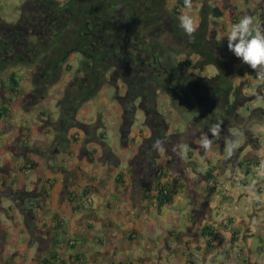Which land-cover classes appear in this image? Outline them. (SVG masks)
<instances>
[{"label": "crops", "instance_id": "0c3cea01", "mask_svg": "<svg viewBox=\"0 0 264 264\" xmlns=\"http://www.w3.org/2000/svg\"><path fill=\"white\" fill-rule=\"evenodd\" d=\"M207 1L222 11L211 26L218 39L245 14L264 24V0ZM70 57L37 101L32 65L17 57L0 62V264H38L52 249L54 264H264V240H253L256 227L264 230V135L253 124L264 125V107L248 104L264 80L230 52L227 97L211 101L216 85L202 78L217 72H197L193 78L212 88L208 98L198 102L199 87L188 101L179 93L168 103L161 93L136 105V122L123 116V89L106 83L74 103V123H62L56 112L68 108L60 100L73 88ZM111 111L117 117L108 121ZM215 124L221 131L214 137ZM204 136L213 141L209 150ZM155 179L171 196L160 211Z\"/></svg>", "mask_w": 264, "mask_h": 264}, {"label": "flooded vegetation", "instance_id": "af4514ba", "mask_svg": "<svg viewBox=\"0 0 264 264\" xmlns=\"http://www.w3.org/2000/svg\"><path fill=\"white\" fill-rule=\"evenodd\" d=\"M169 3L63 0L55 4L54 0H28L21 6L14 27L0 34V62L6 65L17 57L21 63L32 65L37 91L30 95L35 101L48 83L58 79L73 52L80 59L68 83L73 88L64 95L75 104L89 96L88 90L110 81L123 83L125 97H140L139 106L155 101L160 95L158 89L168 91L164 93L168 103L175 102L179 93L188 101L190 89L197 84L201 94H211L212 88L193 78V65H180L185 59H194L195 54L179 57L181 40Z\"/></svg>", "mask_w": 264, "mask_h": 264}, {"label": "trees", "instance_id": "16d2710c", "mask_svg": "<svg viewBox=\"0 0 264 264\" xmlns=\"http://www.w3.org/2000/svg\"><path fill=\"white\" fill-rule=\"evenodd\" d=\"M54 1H55V4L58 3L57 0H54ZM181 7H183V0H177L174 4L173 13H174L175 22H176V24H174V25L176 26L177 36L181 40L180 50L181 51L187 50L190 55L195 54V58L194 59H188L189 61L187 59H185V61H183V63H180V65H182V64L185 66L186 65L187 66L193 65V68H195V69H201L202 67L209 65V64H213V65L218 66L219 71L214 76H212L209 79L202 78V80H205L206 82H208L212 85L213 84L216 85L214 90L212 91V96L217 95V97H218L217 99H219L221 97L223 98V96L227 97V95L231 91L230 85L228 86L227 89H225L221 86L222 81L227 76L226 75L227 74L226 68L224 67L225 66V60L223 59V57H221L219 54H217V50H218L217 45L215 43H213L211 41V39L209 38V33L211 32V26L214 25V23H215L214 20L222 15V11L218 7L213 6L210 3H208L207 0L203 1V5L198 10L197 30L193 34L192 37H189L184 32V30L180 27V21H179L178 16L181 14L180 13ZM262 17H264V14L262 15ZM14 25H15L14 23H5V22L1 21V19H0V34H2V35L7 34L8 30L11 29V27H14ZM208 80H210V81H208ZM7 81L10 85V90L14 91V89L18 85V80L14 77V74L8 75ZM196 87H199V85L197 84ZM200 87H201V89H203L202 86H200ZM207 88H211V87L207 86ZM204 89L207 90L206 88H204ZM126 97L129 98L130 100H132L133 94H131V95L129 94ZM69 98L70 97L68 95H65L63 97V99L60 100V103L61 102L62 103L68 102V100L70 102ZM68 104H69V106H71L72 104L75 105L73 102H70ZM233 106H234V104H231L229 106V111H231L233 109ZM68 108H66V110L61 108L60 118H64V120H61L60 118H59V120L62 123L69 120V119H71L72 121H67V123H74L75 122V120L73 119V115L71 113H69L70 111L68 110ZM123 108H124V114L127 111L130 114V116H132V114L134 112V109L132 107L126 108V105H123ZM254 111H256V109ZM128 119H132V117H130ZM155 182L156 183L154 186L156 188V194L154 195V198L156 201V210L160 211V209L164 205L168 204L171 201V196L169 195V191H168V188L166 186V183H161L160 179H155ZM59 227H61L60 224H58L56 226V229L60 233L62 231H60V229H58ZM207 234H209V233H207ZM232 240H234V235L232 236ZM60 244L62 245L61 235L59 236L58 233H56L55 235H53V245L58 247ZM207 247H210V246L207 245ZM55 255H56V253L54 252V249H52V251L49 253V255L47 257H41L38 264H54V262H51V261L53 259H55Z\"/></svg>", "mask_w": 264, "mask_h": 264}, {"label": "rangeland", "instance_id": "374dc122", "mask_svg": "<svg viewBox=\"0 0 264 264\" xmlns=\"http://www.w3.org/2000/svg\"><path fill=\"white\" fill-rule=\"evenodd\" d=\"M26 1H28V0H0V17L2 18H0L1 19V21H3V22H5V23H14V22H16L17 20H18V18H19V15H20V9H22L21 8V6L23 7L24 6V3L26 2ZM63 0H58V2H62ZM203 1H205V0H193V7H192V9H191V15L193 16V18L196 20V22H197V14H198V10H199V8L203 5ZM174 3H175V0H171V2L168 4V8L169 9H174ZM182 10H183V7H181V9H180V13L182 12ZM195 10H197L196 12H195ZM22 11V10H21ZM167 35V34H166ZM168 36V35H167ZM209 38L211 39V41L213 42V43H215L216 45H217V48H218V50H217V54H219L221 57H223V59L225 60V68H226V75L228 76V78H230L231 77V64H232V60H228L227 59V53H230L231 51H229V49H228V46H227V40H226V38H217L215 35H214V33L211 31L210 33H209ZM166 39V38H165ZM180 45H181V43H180ZM179 47V46H178ZM179 49H180V47H179ZM178 49V50H179ZM179 57L180 58H182V57H193L192 56V54H191V56H190V54H189V52L186 50V51H181V54L179 55ZM193 58H195V56L193 57ZM70 59H71V61H70V63H71V66H72V68L73 67H76L77 66V61L80 59V56H79V54L78 53H76V52H73L72 54H71V57H70ZM7 70H9V69H6L5 71H4V73H7ZM14 70L17 72H19V67H14ZM194 72H195V74L197 73V72H199L200 74H207V73H210V74H212V73H216V72H218L219 71V67L218 66H216V65H213V64H209V65H206V66H204V67H202L201 69H192ZM8 74V73H7ZM8 76V75H7ZM7 76L5 77V79L7 78ZM225 78H227V77H225ZM224 78V79H225ZM223 80V79H222ZM112 81H110V83H111ZM222 83H227V80H223L222 81ZM222 83H221V86H224V85H222ZM114 84H116V86L117 87H119V89L121 88V89H123V91H124V86H123V83L121 84V82L120 81H117L116 83H114ZM230 86H231V84H230ZM260 90H261V88L259 89V91L258 92H260ZM57 91H59V89H57ZM165 92H168V91H163V90H160V89H158V93L159 94H161V93H165ZM262 94L261 95H255V94H253L254 95V98L253 99H250V101H248L249 103L248 104H250V105H253V107H251V109L252 110H254V109H258V108H260V107H264V91L262 90ZM104 93L106 94V92L104 91ZM91 94V93H90ZM89 94V95H90ZM256 94H258V93H256ZM124 95H126V93L124 94V92H123V96H121L120 98H121V102H122V105H126V108L127 107H132L133 109H134V112H133V114H132V116H130V114L126 111V113L123 115L124 116V118L125 119H127V118H130V117H132V119H134L136 122H138L139 120H140V114L137 112V111H135V108H136V105L139 103L138 102V98H140V97H138V96H136L135 98H133L132 97V100H130L129 98H127V97H125ZM65 96V95H64ZM64 96H62V99H63V97ZM100 96H103V95H100ZM99 96V97H100ZM159 96H161V95H159ZM208 94H206L205 93V91H204V93L201 95V99H199V101L198 102H200L202 99H204V98H208ZM173 97H175V96H173ZM172 98V97H171ZM171 98H169V99H171ZM218 97H217V95H213V96H209V99H211V101H217L216 99H217ZM99 100H101V98H99ZM113 100L111 99L110 100V102H112ZM135 101H136V104H135ZM190 101V100H189ZM162 102V101H161ZM169 103H173V102H169ZM65 104H66V107H69V104H68V102H65ZM86 104V103H85ZM166 103L165 102H163V103H159L158 104V107H159V112L160 111H165L166 110V105H165ZM247 104V103H246ZM87 105V104H86ZM107 105V104H106ZM99 106H101V104H99ZM73 107H74V111H73V113H72V115H73V119L75 120V117H77L76 116V112H77V109H78V107L76 106V105H73ZM91 107H93V104H91ZM94 108H95V105H94ZM93 108V109H94ZM191 108V107H190ZM97 109V108H96ZM96 109H94V111L96 110ZM102 109V108H101ZM130 109V108H129ZM104 112H106V109H102ZM128 110V109H127ZM59 113H60V109H59V111H58ZM58 112H56V114H57V116H58V118H60V115H58ZM99 112V111H98ZM192 113H194V114H199L198 113V111L196 110V109H193L192 110ZM55 114V115H56ZM92 114V113H91ZM111 116H110V118H109V120L108 121H112V119H113V117L112 116H115V117H117V113L116 112H113V111H111ZM91 116V115H90ZM166 116H168V118H170V116H171V113L170 112H168L167 111V113H166ZM260 117V116H259ZM253 118L255 119V120H257V117H255V116H253ZM61 120H64V118H60ZM259 120H260V118H259ZM76 121V120H75ZM97 122H98V119H97ZM262 121H259V122H257V123H253L254 125H255V130L259 133V134H262V135H264V125L261 123ZM81 123V122H80ZM137 126H140V124H137ZM182 128H184V126L182 127ZM99 136V135H98ZM105 137V136H104ZM106 138V137H105ZM0 148H2V145L0 144ZM261 157H264V153L261 155ZM263 166H264V163H263ZM240 169H241V167H239ZM261 169H263V168H261ZM241 171H242V169H241ZM229 176V175H228ZM237 176H239V177H246V175H244L242 172H238L237 173ZM250 178H252L251 176H249ZM227 178V177H226ZM225 180V179H224ZM236 180H238V178H236ZM228 182H230L229 180H227ZM225 182V181H224ZM247 215H245V217H246ZM247 219H248V216L246 217ZM257 228V231H256V233H255V235L256 236H254V238H253V240H256V241H258V240H260V241H258V242H261L262 240H264V230H262V229H258V227H256ZM246 247V246H245ZM211 261V260H210ZM207 264H212V262H207Z\"/></svg>", "mask_w": 264, "mask_h": 264}, {"label": "clouds", "instance_id": "9594fccd", "mask_svg": "<svg viewBox=\"0 0 264 264\" xmlns=\"http://www.w3.org/2000/svg\"><path fill=\"white\" fill-rule=\"evenodd\" d=\"M192 7L193 0H183V10L179 16L180 27L189 37L197 30V22L191 15ZM225 37L229 51L255 71L258 79L264 80V24L255 17L245 14L237 22L229 25ZM209 131L215 137L220 133L221 125L215 124ZM212 142L207 136L201 138V146L205 150L211 148ZM233 147L234 144L226 151L230 152Z\"/></svg>", "mask_w": 264, "mask_h": 264}, {"label": "built area", "instance_id": "2783aa9c", "mask_svg": "<svg viewBox=\"0 0 264 264\" xmlns=\"http://www.w3.org/2000/svg\"><path fill=\"white\" fill-rule=\"evenodd\" d=\"M259 142H262V141L259 140ZM30 168H31V165L30 164L26 165L25 171L28 172L30 170Z\"/></svg>", "mask_w": 264, "mask_h": 264}]
</instances>
